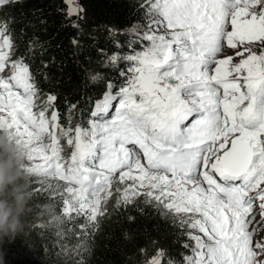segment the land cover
I'll return each mask as SVG.
<instances>
[{"label": "snow or ice", "instance_id": "6c2138e0", "mask_svg": "<svg viewBox=\"0 0 264 264\" xmlns=\"http://www.w3.org/2000/svg\"><path fill=\"white\" fill-rule=\"evenodd\" d=\"M65 2L69 19L84 18L79 0ZM139 10L108 29L126 38L104 61L116 79L90 74L104 90L75 128L60 123L54 94L41 99L24 58L11 59L12 18L0 22V135L22 150L30 194H49L58 255L85 264L115 193L117 206L147 197L190 241L181 261L158 248L145 264H264V0H142Z\"/></svg>", "mask_w": 264, "mask_h": 264}, {"label": "trees", "instance_id": "16d2710c", "mask_svg": "<svg viewBox=\"0 0 264 264\" xmlns=\"http://www.w3.org/2000/svg\"><path fill=\"white\" fill-rule=\"evenodd\" d=\"M141 2L79 0L85 9L80 20L67 17L65 0H19L0 7V22L12 18L11 59L24 58L42 100L46 101L49 94L57 97L55 108L65 127L87 126L92 105L104 90V81L92 82L91 73L99 72L105 80L116 79L113 69L104 67V61L116 50L115 42L123 43L126 38L108 29L124 30L135 23L142 16ZM73 23H78L79 28L72 27ZM73 39L78 43L73 44ZM71 105L76 107L72 109ZM72 150L65 144L63 155L70 156ZM35 187L38 185L32 184L28 191L31 193ZM116 195L119 194L114 193L107 205V214L100 218L99 230L84 254L85 264H145L158 248L181 261L182 254L190 252L182 247L183 242H189L183 229L170 216L162 215L154 203L146 204L147 197H137L131 205L117 206ZM48 197L44 191L31 195L21 217L22 229L0 245L3 264H75L76 258L58 255L56 238L46 226L52 215L51 209L44 207L51 203ZM67 243L74 245L76 239L73 237ZM141 249L145 251L142 253Z\"/></svg>", "mask_w": 264, "mask_h": 264}, {"label": "clouds", "instance_id": "9594fccd", "mask_svg": "<svg viewBox=\"0 0 264 264\" xmlns=\"http://www.w3.org/2000/svg\"><path fill=\"white\" fill-rule=\"evenodd\" d=\"M236 58V57H235ZM0 245L11 240L22 229L21 217L31 194L26 187L28 177L21 171L23 160L19 149L10 143L7 133L0 135ZM0 264L3 256L0 253Z\"/></svg>", "mask_w": 264, "mask_h": 264}, {"label": "rangeland", "instance_id": "374dc122", "mask_svg": "<svg viewBox=\"0 0 264 264\" xmlns=\"http://www.w3.org/2000/svg\"><path fill=\"white\" fill-rule=\"evenodd\" d=\"M66 5H67V11H68V9L71 7V5H68L67 3H66ZM227 54H228V55H233V54H234V50L229 49V50L227 51Z\"/></svg>", "mask_w": 264, "mask_h": 264}]
</instances>
